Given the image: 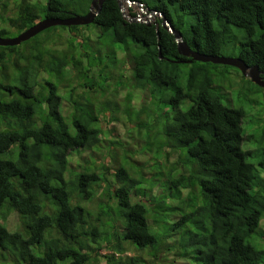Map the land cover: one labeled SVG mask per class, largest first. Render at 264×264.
Segmentation results:
<instances>
[{"label":"trees","instance_id":"1","mask_svg":"<svg viewBox=\"0 0 264 264\" xmlns=\"http://www.w3.org/2000/svg\"><path fill=\"white\" fill-rule=\"evenodd\" d=\"M15 1L8 13L0 0L2 37L45 17L86 14L92 0ZM133 1L161 11L192 49L264 70V0ZM92 24L95 46L85 25L0 45V216L16 212L23 225L11 231L0 221L1 264H264V88L243 74L229 81L234 106L216 80L238 68L186 62L161 19L129 22L118 0H104ZM126 86L122 117L115 93ZM136 88L150 93L148 106L133 105ZM106 119L128 120L127 135L150 139L122 150L113 179L104 164L69 158L100 148Z\"/></svg>","mask_w":264,"mask_h":264},{"label":"rangeland","instance_id":"2","mask_svg":"<svg viewBox=\"0 0 264 264\" xmlns=\"http://www.w3.org/2000/svg\"><path fill=\"white\" fill-rule=\"evenodd\" d=\"M42 1L47 2V0H42ZM8 6L9 7L6 9V10H9L8 13H15L16 12L14 0H8ZM1 10L2 9L0 7V11ZM1 26H2V24L0 22V27ZM84 28H88L85 31V34H87V33L91 34L90 39L88 41L89 44L92 46L97 45V43L95 42V39L98 36L99 31L95 27V25L91 23V24L85 25ZM91 31H93L95 33H91ZM17 35H19L18 30L13 29L10 31L9 34H7L6 37L10 38V37H15ZM58 42L60 43V41H58ZM59 46H62V44L61 45L59 44ZM118 55L120 58L125 60V66H126L125 72L128 76H131V66H132L131 62L129 61L128 58H126V56H124L123 51H121V50L118 51ZM223 55L232 56V57L235 56V55H232V54H229L226 52H223ZM120 71L123 72L124 70L120 69ZM96 72L98 73V70H96ZM114 74H115V72L112 75L113 77L111 76L112 78L115 77ZM241 75H242V73L238 72L234 68H230L229 71L226 72V75H220V74L217 75V80H216L217 84L219 86L225 88L228 93L230 92L232 94L230 96V98H232L231 100L233 101L234 106H239V102H238L237 95H236L237 91H230V89L228 88L229 81H231V80L240 81ZM223 76H226V77H223ZM110 80H111V78H110ZM100 81H102V80H100ZM108 85L109 84H107V87H108ZM129 85H130V82H129ZM233 87H236V86L233 85ZM129 89H130V87L126 86L121 91H118L117 93H115L116 99L118 100V102H120V112L118 114L119 115L121 114L122 117L124 114L123 111H124V107H125L124 98H125L126 93L129 91ZM66 91L67 90L65 88L61 90V93L64 95L61 112L65 116L68 115L73 109L72 102H70V100L67 97H65ZM73 95H75L74 97H77V95H78L75 90L73 92ZM262 98H263V102H264V97H262ZM150 100H151V96H150V93L148 91H142V90L136 88V90L134 91L133 99H132V103L136 108H138L139 106H142V105L148 106L150 104ZM254 101H256V102H254V105H256L260 102L259 98H255ZM247 104L248 103L244 102L240 105H242L243 107L246 108L248 106ZM127 122H128V120L126 121V123L125 122L123 123L122 121H112V120H107V119H106V121H101V126L103 127L101 148L100 149H85V150L81 149V150L72 151L69 155L71 163L75 164V163H77V161H79L81 158H83L84 160L88 159L89 161H91V160L94 161L97 166H100L101 164H105L106 166L110 167V172H109V174H107V176L110 179H113L114 173H111V172L113 170H115V168H117L120 160L122 159V148H123V146H124V148H123L124 152L128 151L129 154H132L134 151L130 150V149H134V150L138 149L137 146L139 144H137V143H143V142H146V140H150L147 137L146 138L142 137V138L133 139V137H131L133 135H127V134H129L127 129L130 126V124H128ZM245 124H247V123H245ZM251 128L249 126H247L245 128L246 134L252 132ZM137 129H138L137 126H134V125L131 126L132 132H136ZM143 135L144 134H142V136ZM151 136H152V134H151ZM117 140H119V141H117ZM109 150H115L116 151V156L113 159V161H110L111 156H110ZM135 159L140 160L138 157V154L136 155ZM157 190H158V188H156V190H154V191H157ZM47 199L53 203V200L51 198H47ZM92 204L93 205L90 207H94L95 201ZM98 209H99V206H97L95 208V211ZM44 211H45V209H44ZM6 222H7L8 226L11 230L17 229V228L22 226L21 219L19 218V216L16 213L10 214L6 219ZM251 241H252V239H251ZM149 250H150L149 248H145L144 249V255H148ZM99 252L101 254H105L108 252V249L106 247H102V249L99 250ZM1 263L2 262L0 261V264ZM100 264H106V263H105V261H102V262H100ZM187 264H190L189 259H188Z\"/></svg>","mask_w":264,"mask_h":264},{"label":"water","instance_id":"3","mask_svg":"<svg viewBox=\"0 0 264 264\" xmlns=\"http://www.w3.org/2000/svg\"><path fill=\"white\" fill-rule=\"evenodd\" d=\"M104 0H92V4L89 11L86 14H72L69 17H45L36 22L29 28L25 29L19 35L15 37H2L0 36L1 46H14L22 43L35 36L39 32L45 30L50 26L55 25H88L95 22L97 15L100 13ZM121 6V3H120ZM134 19H131L133 21ZM163 26L168 29L175 37L177 42V49L180 55L189 57L187 62L201 61L212 62L218 64L230 65L238 68L246 77H249L252 82L259 86L264 87V78L262 71H260L258 65H248L240 57L221 56L215 54H206L196 50H193L189 44L184 40L180 30L174 28V26L165 18H163ZM160 58H163L161 51L159 50ZM168 59V58H167ZM178 62V61H177Z\"/></svg>","mask_w":264,"mask_h":264},{"label":"clouds","instance_id":"4","mask_svg":"<svg viewBox=\"0 0 264 264\" xmlns=\"http://www.w3.org/2000/svg\"><path fill=\"white\" fill-rule=\"evenodd\" d=\"M118 2H119V6H120V3H121V6H120V8H121V11H122V14H123V17L125 18V19H127L129 22H143V23H146V24H148V25H150L151 23H156V20L157 19H161L162 20V26H163V18H165L166 20H168L171 24H172V22L161 12V11H158V10H155V9H150V8H148V7H146L142 2H139V1H133V0H118ZM14 3L16 4L17 2L14 0ZM104 3V2H103ZM91 4H92V1H91ZM91 4H90V6H91ZM9 7V6H8ZM16 8V7H15ZM16 11H17V8H16ZM132 13H134V15H132ZM131 19H134L133 21H131ZM173 25V24H172ZM164 27V26H163ZM29 28V27H28ZM165 28V27H164ZM175 28V27H174ZM177 29V28H176ZM168 30V29H167ZM179 30V29H178ZM169 31V30H168ZM170 32V31H169ZM182 33V32H181ZM183 36V35H182ZM34 37V36H33ZM194 50V49H193ZM120 51V50H119ZM161 51V50H160ZM119 56V55H118ZM183 56V55H182ZM221 56H224V55H221ZM232 57V56H231ZM233 57H236V56H233ZM238 57V56H237ZM188 59H189V57H188ZM187 59V60H188ZM187 62V61H186ZM188 63H192V62H188ZM225 65V64H224ZM249 65V64H248ZM230 66V65H229ZM132 67V66H131ZM232 67H234V66H232ZM125 68H126V66H125ZM260 69V68H259ZM260 71H262V70H260ZM125 72V71H124ZM262 72H264V70L262 71ZM242 73V72H241ZM125 74H126V72H125ZM243 74V73H242ZM127 75V74H126ZM244 75V74H243ZM131 76H132V68H131ZM130 76V77H131ZM245 76V75H244ZM262 76H263V78H264V73H262ZM246 77V76H245ZM247 78H249V77H247ZM250 79V78H249ZM251 80V79H250ZM262 87V86H261ZM262 88H264V87H262ZM138 89V88H137ZM141 90V89H140ZM143 91V90H142ZM62 110V109H61ZM72 112V111H71ZM70 114V113H69ZM69 114L68 115H66V116H69ZM245 143V146H247L248 147V149H254V148H256V146H253V145H251L250 144V142H248V141H245L244 142ZM100 148H101V146H100ZM99 148V149H100ZM123 148H124V146H123ZM123 148H122V150H123ZM85 149H98V148H94V147H85V148H83V150H85ZM79 150H81V149H79ZM71 153V152H70ZM109 153H110V156H111V158H110V161H113V159L115 158V156H116V151L115 150H109ZM70 155V154H69ZM88 160V159H87ZM86 160V161H87ZM89 161V160H88ZM92 161V160H91ZM94 162V161H93ZM94 164H96L95 162H94ZM105 165V164H104ZM100 166H102V164L100 165ZM98 167V166H97ZM109 169H108V171H106V172H108L107 174H109V172H110V167L109 166H107ZM119 167V164H118V166H117V168ZM100 168V167H99ZM117 168H115V170L117 169ZM115 170H113L111 173H113ZM113 176H115V173L113 174ZM154 190H156V187H154ZM156 192H158V190L157 191H154V193H156ZM46 202L47 203H49V200L46 198ZM12 213H16V212H12ZM12 213H10V214H12ZM10 214H8V216L10 215ZM17 214V213H16ZM18 215V214H17ZM7 216V217H8ZM148 218H149V222L150 223H152V221H153V219L152 218H154V215L150 212V214L148 215ZM7 219V218H6ZM6 219H4V218H2V216H0V221L1 222H4V223H6L7 224V222H6ZM22 221V220H21ZM7 226H8V224H7ZM22 227H23V225H22ZM8 228H9V226H8ZM10 229V228H9ZM11 230V229H10ZM16 229H14V230H11V231H15Z\"/></svg>","mask_w":264,"mask_h":264}]
</instances>
